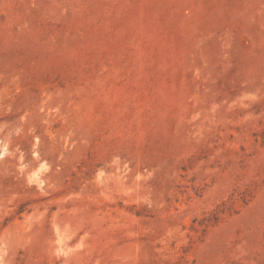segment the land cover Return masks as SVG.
I'll list each match as a JSON object with an SVG mask.
<instances>
[{"label": "rangeland", "instance_id": "obj_1", "mask_svg": "<svg viewBox=\"0 0 264 264\" xmlns=\"http://www.w3.org/2000/svg\"><path fill=\"white\" fill-rule=\"evenodd\" d=\"M0 264H264V0H0Z\"/></svg>", "mask_w": 264, "mask_h": 264}]
</instances>
